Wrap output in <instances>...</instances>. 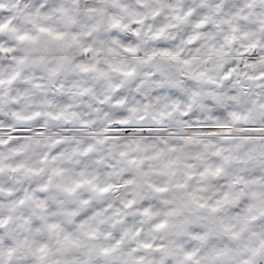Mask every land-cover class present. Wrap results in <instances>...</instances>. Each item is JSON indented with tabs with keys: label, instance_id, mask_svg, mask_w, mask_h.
I'll return each instance as SVG.
<instances>
[{
	"label": "rangeland",
	"instance_id": "obj_1",
	"mask_svg": "<svg viewBox=\"0 0 264 264\" xmlns=\"http://www.w3.org/2000/svg\"><path fill=\"white\" fill-rule=\"evenodd\" d=\"M88 2L103 55L0 57V264H264V0Z\"/></svg>",
	"mask_w": 264,
	"mask_h": 264
},
{
	"label": "crops",
	"instance_id": "obj_2",
	"mask_svg": "<svg viewBox=\"0 0 264 264\" xmlns=\"http://www.w3.org/2000/svg\"><path fill=\"white\" fill-rule=\"evenodd\" d=\"M62 1H23L15 7L14 21L0 25V57L8 67L12 61L20 64L27 59H78L106 53L102 9L88 0Z\"/></svg>",
	"mask_w": 264,
	"mask_h": 264
},
{
	"label": "water",
	"instance_id": "obj_3",
	"mask_svg": "<svg viewBox=\"0 0 264 264\" xmlns=\"http://www.w3.org/2000/svg\"><path fill=\"white\" fill-rule=\"evenodd\" d=\"M118 191V189L116 190V192Z\"/></svg>",
	"mask_w": 264,
	"mask_h": 264
}]
</instances>
